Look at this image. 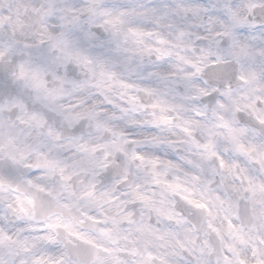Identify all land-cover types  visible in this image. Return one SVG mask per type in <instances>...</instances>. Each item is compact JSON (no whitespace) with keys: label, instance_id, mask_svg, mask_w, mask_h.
<instances>
[{"label":"clouds","instance_id":"1","mask_svg":"<svg viewBox=\"0 0 264 264\" xmlns=\"http://www.w3.org/2000/svg\"><path fill=\"white\" fill-rule=\"evenodd\" d=\"M0 264H264V0H0Z\"/></svg>","mask_w":264,"mask_h":264}]
</instances>
